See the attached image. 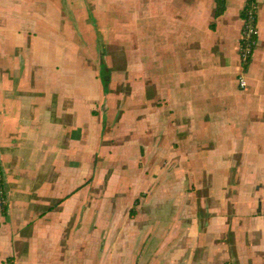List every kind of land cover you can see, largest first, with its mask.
<instances>
[{"label":"crops","instance_id":"obj_1","mask_svg":"<svg viewBox=\"0 0 264 264\" xmlns=\"http://www.w3.org/2000/svg\"><path fill=\"white\" fill-rule=\"evenodd\" d=\"M102 1L0 0V264H264V0L247 67L246 0H226L218 16L217 0H140L173 54L140 61L137 79L95 42L88 14ZM101 54L112 91L88 62ZM109 95L116 121L139 105L144 176L135 166L127 198L124 181L82 173ZM146 170L164 178L147 183Z\"/></svg>","mask_w":264,"mask_h":264},{"label":"rangeland","instance_id":"obj_2","mask_svg":"<svg viewBox=\"0 0 264 264\" xmlns=\"http://www.w3.org/2000/svg\"><path fill=\"white\" fill-rule=\"evenodd\" d=\"M94 8L96 10H100V12H93L88 15L90 16V18L94 16L99 20L98 22L96 21V28L94 29V33H96L97 35V37L95 38V42H97L99 46L98 48H106V45L110 54H112V52H119L121 54L120 57L122 58L123 62H125V65L130 62V70L132 74L131 78L137 79L138 74L140 73V71H142L139 69L140 61L147 68H154L155 65L159 64L160 62L170 63V59L172 58L173 54L171 45L162 44L164 42V38H162L161 35L156 39L155 30H157V28H155L156 25L154 17H148L146 19L140 15V0H104L102 1L101 5L99 4V2L94 3ZM89 12L90 11H88V13ZM83 32L85 37H89L92 39L93 33L89 28L84 27ZM107 40L109 42V45L106 43ZM93 55H97L96 51L93 52ZM88 62L89 64H92L93 66H95V68H99L98 70H100L99 61L89 60ZM111 63L113 62H110V64ZM126 67L129 68V66ZM114 68L115 67H113V69ZM169 69L170 68H168L167 71ZM150 78L151 80H148L149 84L152 83L151 81L154 79V74ZM173 78L174 77L171 75H166V78L165 76H163L161 80L165 82L166 79V82H170ZM112 86L113 84L105 87V90H108L109 88L110 91H112ZM129 89L130 85L128 88L126 87V92H128ZM107 101L111 103V105L110 107L105 109ZM214 102L219 101L214 100ZM101 103H103L101 108L104 109L105 113L104 120L103 116L101 117V131L99 128L98 132V149L97 151H90V144L83 147V177L93 176L92 178H95L99 181L121 180V184H123L124 181V187L120 188H122V190L126 192L125 197L127 198V196L131 192L137 190L134 186L131 187L129 185V183H132L134 179V167L139 165L137 167V173L141 174V176H144V168L143 165L139 162L140 157L138 156L140 150V136L138 135V133L132 131L134 124L139 119V105L138 103L129 104L128 108L125 109V112L127 114L125 116H122L120 119L118 118V121H116L117 107L111 101V96L108 98H102ZM126 104L127 103H124V105ZM114 121L116 122V124H118L116 126V129L112 131ZM105 124H107L106 127ZM105 128L106 131L105 133H103ZM166 157L169 156L160 157V155H157L158 160L161 158L164 161ZM1 159L3 160V158L0 156V160ZM15 160L17 162L19 161L18 159ZM88 161L92 162V165L90 167L86 165ZM95 164L96 167L94 166ZM150 174L152 175L151 178ZM147 175V183H151L154 178H164L163 175H160V172H154L153 170L147 171ZM38 179H43L42 172L39 174ZM114 190L119 189L115 187ZM169 190L170 189L163 188V192L169 193ZM185 192V186H183L180 189V195H184ZM0 198L2 200L5 199L1 188Z\"/></svg>","mask_w":264,"mask_h":264},{"label":"trees","instance_id":"obj_3","mask_svg":"<svg viewBox=\"0 0 264 264\" xmlns=\"http://www.w3.org/2000/svg\"><path fill=\"white\" fill-rule=\"evenodd\" d=\"M257 5H258V1L257 0H246L244 7L241 9V16L243 18V20L245 21H252L253 24L257 25V19H258V10H257ZM226 8V0H217V8H216V16L220 15L221 13L224 12ZM214 25V23L212 24ZM246 26L245 23H243L242 29H244ZM258 40V34L254 33L251 35V37L249 38V40H246L244 38H240V44H242L243 46L246 45V43L249 41L251 44V51L248 54L247 58H242V63L245 67H247L250 63V59L252 57L256 42ZM104 84L107 87V84L105 83L104 80ZM0 188L2 190V193L4 195L5 198V188H4V178H3V172H2V166L0 163ZM138 199H136L137 201ZM3 206H4V211L7 210V204L5 203V201H3ZM135 213V209L132 208L131 209V214L133 215Z\"/></svg>","mask_w":264,"mask_h":264},{"label":"built area","instance_id":"obj_4","mask_svg":"<svg viewBox=\"0 0 264 264\" xmlns=\"http://www.w3.org/2000/svg\"><path fill=\"white\" fill-rule=\"evenodd\" d=\"M244 23L246 24V26L244 29H242L241 38L249 40L252 34L254 33L258 34V27L257 25L253 24L252 21L244 20ZM250 51H251V44L249 41L244 46L240 44V53L242 58L244 59L247 58ZM239 83L241 86H245L247 84V80L244 78V76L239 77Z\"/></svg>","mask_w":264,"mask_h":264},{"label":"water","instance_id":"obj_5","mask_svg":"<svg viewBox=\"0 0 264 264\" xmlns=\"http://www.w3.org/2000/svg\"><path fill=\"white\" fill-rule=\"evenodd\" d=\"M98 61H99L100 69H101V72H102V77L104 78L105 83L107 84L108 83V79H109V70L106 67V64L104 62L102 54L99 56V60Z\"/></svg>","mask_w":264,"mask_h":264}]
</instances>
